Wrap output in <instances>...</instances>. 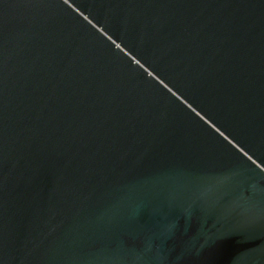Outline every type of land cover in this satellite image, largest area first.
Instances as JSON below:
<instances>
[{"label":"water","instance_id":"1","mask_svg":"<svg viewBox=\"0 0 264 264\" xmlns=\"http://www.w3.org/2000/svg\"><path fill=\"white\" fill-rule=\"evenodd\" d=\"M0 264H264V0H0Z\"/></svg>","mask_w":264,"mask_h":264}]
</instances>
